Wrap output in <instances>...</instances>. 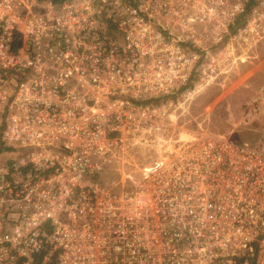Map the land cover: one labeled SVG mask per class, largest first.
<instances>
[{
	"label": "built area",
	"instance_id": "1",
	"mask_svg": "<svg viewBox=\"0 0 264 264\" xmlns=\"http://www.w3.org/2000/svg\"><path fill=\"white\" fill-rule=\"evenodd\" d=\"M230 34L261 38L264 0H0V149H27L0 159V264H264V138L165 98L232 62Z\"/></svg>",
	"mask_w": 264,
	"mask_h": 264
},
{
	"label": "rangeland",
	"instance_id": "2",
	"mask_svg": "<svg viewBox=\"0 0 264 264\" xmlns=\"http://www.w3.org/2000/svg\"><path fill=\"white\" fill-rule=\"evenodd\" d=\"M235 35L236 39H233ZM229 36L235 45L237 42L241 44L236 51L237 57L232 62L222 63L211 76L192 80V85L186 90L191 91L188 97L177 94L171 100L176 107L179 123L188 130H201L230 136L237 142L255 143L264 138V113L249 117L241 110L247 101L264 89V35L252 41L251 38L241 40L239 34ZM228 41H231L228 35L224 36L220 47ZM130 153L137 160L148 154L141 147H136ZM26 155L27 149L17 146L12 150L0 149L2 162L6 159H24ZM122 167L124 165H119L120 169ZM100 179L105 184H116L119 176L110 172Z\"/></svg>",
	"mask_w": 264,
	"mask_h": 264
},
{
	"label": "trees",
	"instance_id": "3",
	"mask_svg": "<svg viewBox=\"0 0 264 264\" xmlns=\"http://www.w3.org/2000/svg\"><path fill=\"white\" fill-rule=\"evenodd\" d=\"M46 1V0H43ZM54 4H59L62 3L65 0H49ZM248 7L246 8V13H247ZM245 12V11H244ZM195 77H193L192 79H190L185 85L181 86L180 88H178L175 92L167 95L165 98L166 99H171L172 97H174L177 94H181L183 91L187 90L191 85H192V80H194Z\"/></svg>",
	"mask_w": 264,
	"mask_h": 264
},
{
	"label": "bare ground",
	"instance_id": "4",
	"mask_svg": "<svg viewBox=\"0 0 264 264\" xmlns=\"http://www.w3.org/2000/svg\"><path fill=\"white\" fill-rule=\"evenodd\" d=\"M197 124H199V123H197ZM198 126V125H197Z\"/></svg>",
	"mask_w": 264,
	"mask_h": 264
}]
</instances>
